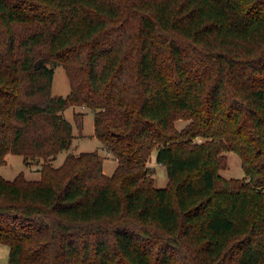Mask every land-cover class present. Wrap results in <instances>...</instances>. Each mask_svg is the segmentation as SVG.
<instances>
[{
	"label": "trees",
	"instance_id": "16d2710c",
	"mask_svg": "<svg viewBox=\"0 0 264 264\" xmlns=\"http://www.w3.org/2000/svg\"><path fill=\"white\" fill-rule=\"evenodd\" d=\"M72 105L113 174L97 151L52 163ZM228 151L246 178L220 173ZM9 153L41 164L0 174L10 264H264V0H0V167Z\"/></svg>",
	"mask_w": 264,
	"mask_h": 264
},
{
	"label": "rangeland",
	"instance_id": "374dc122",
	"mask_svg": "<svg viewBox=\"0 0 264 264\" xmlns=\"http://www.w3.org/2000/svg\"><path fill=\"white\" fill-rule=\"evenodd\" d=\"M53 94L67 97L70 94L71 86L66 70L62 65L55 67V75L52 87ZM83 113V129L79 133L75 121L76 113ZM64 117L74 125L75 139L68 150H65L52 161L55 166H60L69 154H80L81 152L97 151L104 158V171L111 175L117 168L118 160L110 154L103 143L95 136V117L94 111L85 105H72L63 112ZM187 121L178 120L176 126L181 129L186 125ZM82 134V135H81ZM200 141V140H199ZM228 156V167L220 171L227 179L246 178L245 171L242 167L241 157L233 152H226ZM157 151L154 150L150 161V166L156 170L155 178L158 187H164L168 183V172L165 166L160 165L156 161ZM41 164L33 163L27 165L24 157L21 155L9 153L6 156V163L0 167V174L8 179L13 180L20 173H24L27 179L38 180L41 178ZM10 247L5 243H0V264H10Z\"/></svg>",
	"mask_w": 264,
	"mask_h": 264
}]
</instances>
